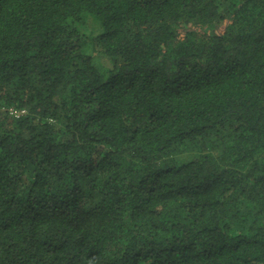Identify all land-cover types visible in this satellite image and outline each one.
<instances>
[{"label":"trees","instance_id":"trees-1","mask_svg":"<svg viewBox=\"0 0 264 264\" xmlns=\"http://www.w3.org/2000/svg\"><path fill=\"white\" fill-rule=\"evenodd\" d=\"M0 264H264V0H0Z\"/></svg>","mask_w":264,"mask_h":264},{"label":"rangeland","instance_id":"rangeland-1","mask_svg":"<svg viewBox=\"0 0 264 264\" xmlns=\"http://www.w3.org/2000/svg\"><path fill=\"white\" fill-rule=\"evenodd\" d=\"M88 21L91 22L95 26V23H94L93 19L89 18ZM94 31H97V29L94 30ZM93 56H94L95 64L98 67L105 68V66H107V61L103 58V56L100 53H98V52L93 53Z\"/></svg>","mask_w":264,"mask_h":264},{"label":"built area","instance_id":"built-area-1","mask_svg":"<svg viewBox=\"0 0 264 264\" xmlns=\"http://www.w3.org/2000/svg\"><path fill=\"white\" fill-rule=\"evenodd\" d=\"M8 113L10 116L14 118H19L21 116H24L27 113V111L25 109L11 107L8 109Z\"/></svg>","mask_w":264,"mask_h":264}]
</instances>
